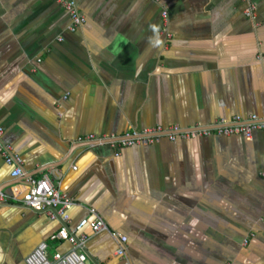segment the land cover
Wrapping results in <instances>:
<instances>
[{"label": "crops", "instance_id": "crops-1", "mask_svg": "<svg viewBox=\"0 0 264 264\" xmlns=\"http://www.w3.org/2000/svg\"><path fill=\"white\" fill-rule=\"evenodd\" d=\"M63 1L85 17L74 32L56 0H0L1 142L23 160L12 180L0 155V191L48 178L76 203L67 229L93 208L126 237L131 264H264V131L117 150L76 142L263 118L264 0ZM62 225L0 201V264H26L40 243L49 259L67 253L49 240ZM81 233L90 262L121 264L107 232Z\"/></svg>", "mask_w": 264, "mask_h": 264}, {"label": "built area", "instance_id": "built-area-1", "mask_svg": "<svg viewBox=\"0 0 264 264\" xmlns=\"http://www.w3.org/2000/svg\"><path fill=\"white\" fill-rule=\"evenodd\" d=\"M158 2V0H154ZM67 12L70 19L69 30L74 32L80 29L85 24V17L76 8L73 1L56 0ZM244 15L254 20L256 18V7L249 3L244 10ZM162 22V35L166 42L170 41L172 36L169 32L168 14L165 9L160 13ZM254 131H264V117L260 118L251 115L246 119L233 117L230 120L219 119L214 124L208 127L194 126L190 128H182L178 125H172L164 130L160 126H155L145 129L141 132L129 131L120 136L111 135L97 136L86 135L77 139V143L88 145H109L112 149H128L133 147L150 146L158 143L162 139L169 142L176 140L191 141L203 137L219 136L230 137L232 135H242L246 140H251ZM3 129L0 128V155L4 163L11 168L10 177L12 180L23 176V160L12 151L9 145H3L1 138ZM119 156L118 152L114 154ZM75 169V167H72ZM25 190L22 193L12 191L9 195L0 191V201L6 202L7 199L21 203L25 208L35 213H46V215L55 220L61 219L64 225L54 234L49 237L51 242L66 241L71 245L70 250L65 254L55 253L51 259L47 256V244L40 243L38 247L25 259L26 264H96L90 262L85 253L84 246L88 242V237L81 233L84 228H88L92 234L97 235L102 232H107L112 239L119 242V246L115 250V257L121 264H131L127 255V239L124 236L110 232L102 219V217L93 209H87L88 216L82 219L74 231L70 232L65 226L69 220V213L76 203L67 195L59 192L48 178L25 180ZM17 192V193H15ZM244 241L243 244H245Z\"/></svg>", "mask_w": 264, "mask_h": 264}]
</instances>
